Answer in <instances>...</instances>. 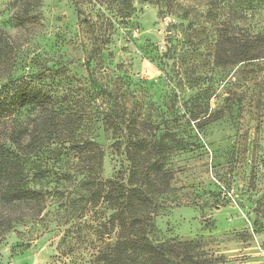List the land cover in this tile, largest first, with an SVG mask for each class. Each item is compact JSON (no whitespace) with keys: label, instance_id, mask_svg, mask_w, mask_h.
Listing matches in <instances>:
<instances>
[{"label":"rangeland","instance_id":"obj_1","mask_svg":"<svg viewBox=\"0 0 264 264\" xmlns=\"http://www.w3.org/2000/svg\"><path fill=\"white\" fill-rule=\"evenodd\" d=\"M208 1L178 0L194 7L184 19L140 0L127 17L106 0L78 6L75 0H0V101L7 92L5 104L20 87L32 88L82 117L75 141L50 140L38 153L50 172L47 187L73 192L86 174L87 139L102 150L103 178L129 165L123 147L95 122V104L149 117L160 124L149 136L154 141L169 121L171 180L158 199L159 237L200 240L210 264H264V56L212 62L214 29L264 33V0H216L214 19L204 17ZM94 44L101 50L91 54ZM103 90L114 91L115 100ZM192 96L221 117L188 119ZM6 106H0V139L32 117ZM13 229L0 238V264L57 263L61 233L54 222Z\"/></svg>","mask_w":264,"mask_h":264},{"label":"trees","instance_id":"obj_2","mask_svg":"<svg viewBox=\"0 0 264 264\" xmlns=\"http://www.w3.org/2000/svg\"><path fill=\"white\" fill-rule=\"evenodd\" d=\"M82 1L75 0V4L78 6ZM106 1L122 17L129 16L134 8V0ZM140 1L156 5L159 14H179L184 19L194 10L192 6L180 5L178 0ZM215 1H208L205 18H216L212 9ZM77 10L81 12L80 7ZM234 34L233 30L214 29L213 65H230L264 56V33ZM100 50V45L94 44L91 54ZM20 88L7 104L8 92L0 101L1 107H17L32 115L15 125L5 139H0V238L18 224L32 222L45 226L54 222L61 233L56 264L212 262L200 240L175 236L161 238L157 233L158 199L168 192L171 180V173L165 166L168 150L164 140L174 134L171 126L166 125L169 121L163 122L161 131L164 132L154 141L149 136L160 124L149 117L126 115L124 110L112 105L95 104V122L102 125L105 133L114 136L113 145L117 149L123 147L129 165L126 170L103 178L99 172L102 150L94 138L87 139L86 174L79 179L76 192L65 191L56 185L47 187L50 172L42 165L38 153L50 140L74 138L75 141L82 117L75 111L56 107L48 93ZM103 92L107 100H115L114 91ZM188 103L185 111L188 119L209 122L221 117L218 111L206 113L198 96L190 97ZM60 179H64V175ZM53 203V210H49ZM4 207L16 209L7 211Z\"/></svg>","mask_w":264,"mask_h":264}]
</instances>
